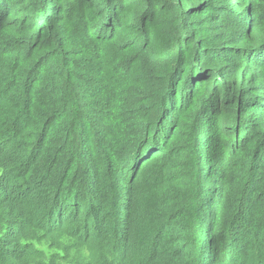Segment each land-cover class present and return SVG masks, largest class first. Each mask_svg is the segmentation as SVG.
Here are the masks:
<instances>
[{"label":"trees","instance_id":"16d2710c","mask_svg":"<svg viewBox=\"0 0 264 264\" xmlns=\"http://www.w3.org/2000/svg\"><path fill=\"white\" fill-rule=\"evenodd\" d=\"M263 3L0 0V264H264Z\"/></svg>","mask_w":264,"mask_h":264},{"label":"rangeland","instance_id":"374dc122","mask_svg":"<svg viewBox=\"0 0 264 264\" xmlns=\"http://www.w3.org/2000/svg\"><path fill=\"white\" fill-rule=\"evenodd\" d=\"M257 10H258V13H259V11L264 12V3L260 4V6ZM11 48L12 47H10L4 43V37L0 35V51H2L3 49H6L7 52H11ZM0 69H1V62H0ZM263 96H264V93H263ZM209 129H210L209 126H207L206 128L203 129V136L201 137L202 142L200 145L199 153L201 155V166H202V168H205V166H208V172L212 173L213 170H214V172H218L217 170L222 168V165H223L222 162L223 161H222L221 157L223 158L224 155L221 153L220 154L217 153V150L214 149L213 142H212V145L209 146L212 149L211 153L208 152V147H205L206 135L209 133L208 132ZM214 152H216L221 157L220 156L215 157L213 155ZM229 160L230 159L227 158V161H229ZM215 169H216V171H215ZM1 174H2V172L0 171V176H1ZM74 174H75V172L72 174V176H74ZM198 229H199V231H201L203 229V225L202 224L199 225ZM2 233H3V230L0 229V238L2 237ZM238 264H247V261H246V259H244V261L238 262ZM253 264H256V262H253Z\"/></svg>","mask_w":264,"mask_h":264}]
</instances>
